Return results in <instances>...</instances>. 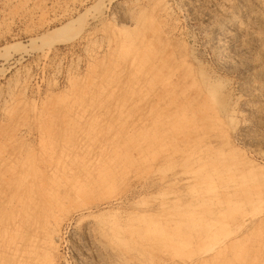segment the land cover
Here are the masks:
<instances>
[{
    "label": "rangeland",
    "instance_id": "rangeland-1",
    "mask_svg": "<svg viewBox=\"0 0 264 264\" xmlns=\"http://www.w3.org/2000/svg\"><path fill=\"white\" fill-rule=\"evenodd\" d=\"M0 264H264V0H0Z\"/></svg>",
    "mask_w": 264,
    "mask_h": 264
},
{
    "label": "bare ground",
    "instance_id": "bare-ground-1",
    "mask_svg": "<svg viewBox=\"0 0 264 264\" xmlns=\"http://www.w3.org/2000/svg\"><path fill=\"white\" fill-rule=\"evenodd\" d=\"M236 31L237 30H235V28L232 27L231 25H228L225 28L224 27L221 28L219 26H216L215 28H213V30L211 32V41L209 39L212 46H214L213 48H215L216 50H218L224 54V56H225L224 64L227 67L232 65L236 61V59L240 56V54L243 53L242 46L239 45V40H240L239 34H238V31L237 32ZM62 39H63V37H62ZM62 39H61V42H68L72 39V37L71 36L66 37V38L64 37V39L63 40ZM209 93H210V97L213 98L215 93H213L212 91H210ZM108 226L110 227V229H113V232H112L113 238H108V241L111 242V245H113L114 248L121 250L122 252L127 251L129 246L127 244L126 238H120L119 237V233L121 231L120 229L122 227H120L116 223L108 224ZM103 228H105V227H103ZM146 231H148L147 228H146ZM138 233H140V232H138ZM130 235L132 236L131 239L133 240V242L136 245L140 244V241H143V239L145 241H148V242L152 241V238H149V239L140 238L139 235L135 234V233L130 232ZM135 237H137V238H135ZM146 244H148V243H146ZM146 244H144V246ZM142 245H139V246H142Z\"/></svg>",
    "mask_w": 264,
    "mask_h": 264
}]
</instances>
